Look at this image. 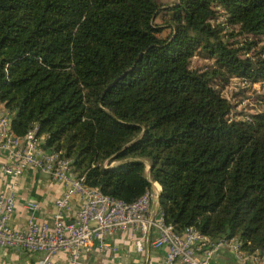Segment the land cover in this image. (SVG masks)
<instances>
[{
    "label": "trees",
    "instance_id": "1",
    "mask_svg": "<svg viewBox=\"0 0 264 264\" xmlns=\"http://www.w3.org/2000/svg\"><path fill=\"white\" fill-rule=\"evenodd\" d=\"M233 79L264 86V0H0V105L16 136L34 131L127 203L154 181L177 232L256 255L264 109L238 111Z\"/></svg>",
    "mask_w": 264,
    "mask_h": 264
},
{
    "label": "built area",
    "instance_id": "2",
    "mask_svg": "<svg viewBox=\"0 0 264 264\" xmlns=\"http://www.w3.org/2000/svg\"><path fill=\"white\" fill-rule=\"evenodd\" d=\"M257 84L262 86L261 83L254 85ZM0 149H4L11 160L10 163L0 165L1 174L15 180L32 167L67 186L63 195L56 200L53 228L33 220H29L23 230L11 227L9 221L15 209V196L13 193H0V247L44 252L43 264H52L51 256L66 250L69 263L78 264L85 251L96 246L100 249L110 248V243L105 241L109 233L123 232L129 228L139 229L142 237L136 243L140 250H144L147 234L155 229L157 236L152 244L167 249L165 264H176L177 261L184 264H213V258L223 244L234 249L238 264H264V259L243 251L238 240L214 242L194 227H187L179 233L172 225L166 224L154 181L152 187L133 203L114 198L98 187L87 185L75 172L72 160L42 148L34 131L24 137L16 136L11 130L10 114L4 107L0 113ZM76 194H81L85 201L76 217L66 220L63 212ZM28 207L38 210L40 205L30 201Z\"/></svg>",
    "mask_w": 264,
    "mask_h": 264
},
{
    "label": "crops",
    "instance_id": "3",
    "mask_svg": "<svg viewBox=\"0 0 264 264\" xmlns=\"http://www.w3.org/2000/svg\"><path fill=\"white\" fill-rule=\"evenodd\" d=\"M3 106L0 105V113ZM11 162L7 152L0 149V165ZM66 184L54 181L52 177L36 168H28L18 178L11 179L0 171V193L15 196V209L10 217L11 227L23 230L29 220L39 224L46 223L54 227L53 213L56 210V200L66 190ZM154 188L160 193V186L155 182ZM39 203L38 210L28 207V202ZM85 198L76 194L70 201L63 214L66 220H73L81 208ZM157 236V231L152 229L144 240V250H140L136 241L142 237L139 229L129 228L123 232H112L105 236V241L110 243V248L100 249L93 247L82 254L78 264H165L167 249L155 247L152 242ZM236 239H233L235 242ZM255 256L264 259V252ZM45 253L41 251H23L8 247H0V264H43ZM52 264H70L69 253L60 250L51 256ZM176 264H184L177 261ZM213 264H238L236 253L228 244H223L219 253L213 258Z\"/></svg>",
    "mask_w": 264,
    "mask_h": 264
},
{
    "label": "rangeland",
    "instance_id": "4",
    "mask_svg": "<svg viewBox=\"0 0 264 264\" xmlns=\"http://www.w3.org/2000/svg\"><path fill=\"white\" fill-rule=\"evenodd\" d=\"M159 1L167 3L173 0ZM208 63H211V60L205 59L202 55H197L193 58L194 66H203ZM225 95L230 99H234L237 103L238 101H242L239 103L238 111H258L264 109V86H260L259 84L249 86L237 79H233L232 83L225 89Z\"/></svg>",
    "mask_w": 264,
    "mask_h": 264
},
{
    "label": "water",
    "instance_id": "5",
    "mask_svg": "<svg viewBox=\"0 0 264 264\" xmlns=\"http://www.w3.org/2000/svg\"><path fill=\"white\" fill-rule=\"evenodd\" d=\"M160 194V193H159Z\"/></svg>",
    "mask_w": 264,
    "mask_h": 264
}]
</instances>
